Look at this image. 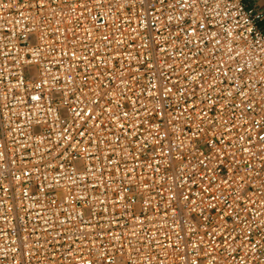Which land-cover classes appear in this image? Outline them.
Listing matches in <instances>:
<instances>
[{
    "label": "built area",
    "instance_id": "obj_1",
    "mask_svg": "<svg viewBox=\"0 0 264 264\" xmlns=\"http://www.w3.org/2000/svg\"><path fill=\"white\" fill-rule=\"evenodd\" d=\"M263 19L0 0V264H264Z\"/></svg>",
    "mask_w": 264,
    "mask_h": 264
},
{
    "label": "crops",
    "instance_id": "obj_2",
    "mask_svg": "<svg viewBox=\"0 0 264 264\" xmlns=\"http://www.w3.org/2000/svg\"><path fill=\"white\" fill-rule=\"evenodd\" d=\"M248 7H255L264 12V0H245ZM260 25L264 27V19L260 22Z\"/></svg>",
    "mask_w": 264,
    "mask_h": 264
}]
</instances>
